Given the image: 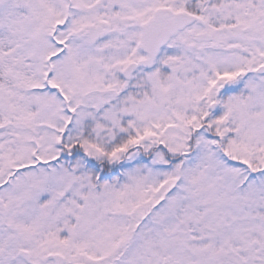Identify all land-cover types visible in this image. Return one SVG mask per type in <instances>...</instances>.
<instances>
[{
  "label": "snow or ice",
  "instance_id": "snow-or-ice-1",
  "mask_svg": "<svg viewBox=\"0 0 264 264\" xmlns=\"http://www.w3.org/2000/svg\"><path fill=\"white\" fill-rule=\"evenodd\" d=\"M0 264H264V0H0Z\"/></svg>",
  "mask_w": 264,
  "mask_h": 264
}]
</instances>
